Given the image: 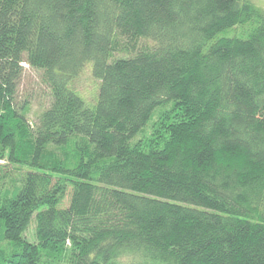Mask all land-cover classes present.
<instances>
[{"label":"trees","instance_id":"1","mask_svg":"<svg viewBox=\"0 0 264 264\" xmlns=\"http://www.w3.org/2000/svg\"><path fill=\"white\" fill-rule=\"evenodd\" d=\"M0 264H264L253 0H0Z\"/></svg>","mask_w":264,"mask_h":264},{"label":"rangeland","instance_id":"2","mask_svg":"<svg viewBox=\"0 0 264 264\" xmlns=\"http://www.w3.org/2000/svg\"><path fill=\"white\" fill-rule=\"evenodd\" d=\"M253 2L264 13V0H253ZM142 44H145V42H142ZM88 66L90 68H86L85 72L75 81L74 84L75 89L84 96L80 95L83 98H88L92 102L97 94L98 82L92 77V64H88ZM17 104L20 108L25 104L29 106L27 118L32 124H35L42 111L49 106V89L42 83L41 73L32 69L27 64L24 65V75L19 85ZM150 127L151 124L148 125L143 132L138 134L136 140L144 138L148 131L150 133ZM68 205L69 196L67 197L64 206L67 207Z\"/></svg>","mask_w":264,"mask_h":264}]
</instances>
